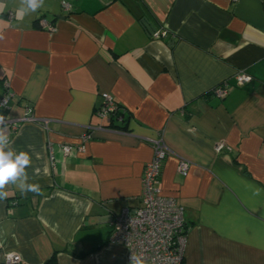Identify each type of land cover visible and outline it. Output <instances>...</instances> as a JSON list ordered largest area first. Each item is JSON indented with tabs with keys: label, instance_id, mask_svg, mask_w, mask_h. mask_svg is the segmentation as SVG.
I'll return each mask as SVG.
<instances>
[{
	"label": "crops",
	"instance_id": "1",
	"mask_svg": "<svg viewBox=\"0 0 264 264\" xmlns=\"http://www.w3.org/2000/svg\"><path fill=\"white\" fill-rule=\"evenodd\" d=\"M25 8L0 0V99L5 82L12 95L0 135L6 151L29 156L26 183L36 191L0 189V264L8 254L20 264H134L109 243V223L140 206L159 137L170 151L161 193L185 210L182 264H264V0ZM41 19L55 32L41 30ZM239 72L250 82L211 96ZM102 94L121 120L97 116ZM26 116L35 122L16 123Z\"/></svg>",
	"mask_w": 264,
	"mask_h": 264
},
{
	"label": "built area",
	"instance_id": "2",
	"mask_svg": "<svg viewBox=\"0 0 264 264\" xmlns=\"http://www.w3.org/2000/svg\"><path fill=\"white\" fill-rule=\"evenodd\" d=\"M63 9L70 11L71 7L63 2ZM39 28L49 34L55 32L52 24L41 19L37 22ZM165 32L156 31L153 38L161 39ZM250 82V77L244 72L234 76V83L224 82L211 92V96L219 100L225 99L231 89L241 87ZM4 94L0 99V125L10 124L6 119V112L12 95L9 93L7 83H3ZM96 114L103 121L111 122L114 119L121 120V108L107 94L101 95V105ZM33 123L35 119L26 116L16 123ZM12 130L16 125L12 124ZM89 135L83 136V141ZM153 149L152 159L145 165L141 180L140 206L134 213L124 209L118 216H114L110 223L109 243L122 246L127 250V258L134 263L139 258L141 263L147 264H182L185 248L188 240V232L185 225V210L174 198L163 196L161 193V172L170 151L162 137L150 141ZM225 145L219 143L214 151L220 154ZM63 155L67 156L72 147L62 146ZM84 151V146L76 149ZM53 159V158H52ZM189 163L181 160L178 165V173L187 176ZM21 259L15 255H5L2 264H20Z\"/></svg>",
	"mask_w": 264,
	"mask_h": 264
},
{
	"label": "clouds",
	"instance_id": "3",
	"mask_svg": "<svg viewBox=\"0 0 264 264\" xmlns=\"http://www.w3.org/2000/svg\"><path fill=\"white\" fill-rule=\"evenodd\" d=\"M42 0H26V8L21 12H35L41 7ZM7 137L0 135V189L6 184L15 183L21 190L36 191V187L26 183L28 176L26 174V166L30 163L29 156L21 152L19 154L12 150H5L8 147ZM5 193L0 192V197ZM134 264H141L139 258H135Z\"/></svg>",
	"mask_w": 264,
	"mask_h": 264
}]
</instances>
